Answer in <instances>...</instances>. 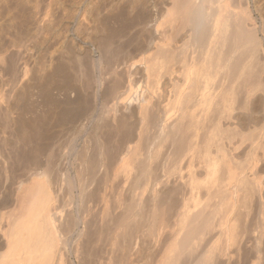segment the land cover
Segmentation results:
<instances>
[{
    "label": "bare ground",
    "instance_id": "1",
    "mask_svg": "<svg viewBox=\"0 0 264 264\" xmlns=\"http://www.w3.org/2000/svg\"><path fill=\"white\" fill-rule=\"evenodd\" d=\"M251 1L99 0L84 101L59 108L85 121L81 145L68 147L74 175L65 176V153L53 160L48 143L39 167L18 176L6 231L0 218V264H264V11L258 26ZM31 31L0 46L5 123L14 115L6 92L34 81L25 60L38 38ZM1 152L5 166L13 153ZM65 185L77 190L76 216L69 203L52 208Z\"/></svg>",
    "mask_w": 264,
    "mask_h": 264
},
{
    "label": "rangeland",
    "instance_id": "2",
    "mask_svg": "<svg viewBox=\"0 0 264 264\" xmlns=\"http://www.w3.org/2000/svg\"><path fill=\"white\" fill-rule=\"evenodd\" d=\"M0 1L2 2V3H0V8H1V10H0V39H1L0 46L2 47L1 48L2 51L5 49L3 47H5V46L10 47L9 44H12V42L15 41V38L18 37L19 32H23V34L26 32V35H28V33H27L28 31L30 32L31 30H33L31 32H34L35 30H38V32H37L38 36H36V38L38 37L36 39L37 41H36L35 45H33L34 47H32V49H34V52H33V50L28 52V53L26 52L28 56L26 55V58H25L27 63L28 62L30 63V64H28L29 65V71L32 73H31V75L29 74V76L33 75L34 81H36V82L33 81L32 82L33 84H31V82H30L29 83L30 85L27 86V89H26V87L23 89L19 88L16 90L17 92L16 91L12 92V93H14V94H12L14 97L11 96L10 92H9L10 95H7V92H6V98L9 96L7 98V100L9 101L8 103L11 104L10 110L12 108V111H11L12 115L14 114L12 116V118H10V119H12L11 121L13 123L11 121H9L10 119H8L9 123L7 122V119H6V122L8 124L3 122L2 120H0V123H1L0 129L1 128L4 129L6 126L5 124H7V128L13 127V129H14V126H16L17 129L19 128L20 130L25 128L24 129L25 132H23V134L25 133V135H27V136H28V134L30 135V133H31V135L29 136L31 139L29 141L26 137H25L26 140H24L25 138L18 140L19 137L21 138L24 136L21 133L22 130L21 131L19 130L20 131L19 133H21L22 135L18 133L19 135H21V136L17 135L18 139H17L16 135L11 136L12 133H11V131H9L11 128L10 129L5 128V131L2 129V131H4L3 133H2V131H0V134H1L0 135V143H1L0 144V151L2 150V152H3V153L2 152L1 153L3 154V156L8 155L9 153L14 154V155L13 154L10 155V157L13 156V157H11V162L12 161H14V162H12V163L7 162V164L5 166H2V165L0 166V188H1V190H0V215H1L0 218L4 215L2 217L1 223H2L3 230L6 231L8 228V218H9V215L11 214L12 206H13V205L11 206V202H10L11 199L9 197L12 196L11 192L14 190V187L16 186L15 184L18 181V176L20 177V176H22L21 175L22 173L29 171L30 170L29 167L33 168V170H34V168L37 169V167H39L37 164L38 163L37 161L39 158L43 159L44 154L45 155L48 154L47 151L50 148L48 146H51V148H52V153L54 155L53 160H55V161H56V159L59 158L58 155L60 154V152L65 153L64 155H66L68 158L66 156L63 157L61 164H60V169L62 170L63 173H65V176L67 175V170H70L69 176L74 175V171L73 170L71 171V168H70L71 164H73V159L71 156L69 158V155H67L70 152V150H68V147L71 146L70 148L75 147L78 149L79 146L81 145L82 141H81V138L78 137V132L81 129V127L83 126V122L85 123V121L83 120V116L76 115L73 113H71L69 115V114H66L64 112H61V110L59 108L62 106V102L66 101V100L67 101L74 100V98L76 99V97H79L78 95L81 96V95H83L82 93H84V91H82V90H84V88H82V87L85 84V82H82V81H86L83 79L84 78L87 79L89 77V74H91V72H92V70H91V61L92 60L90 59V57L86 56V53L87 54L90 53L93 56L97 55L96 47L99 45L98 42L100 40V34H98V32L99 33L101 32V31H99V29H101V24H99L101 21L99 20L100 19L99 9H98V6L100 5L99 0H51V1H48V0H21V1L20 0H16V1L5 0V1H2V0H0ZM6 1H8V2H6ZM32 1L33 2L37 1L36 2L37 3L36 9L33 8L34 3ZM3 2L8 3L7 6H6V3L4 4ZM15 2H17V3H15ZM38 3H40L41 6ZM256 3L257 4L259 3V4L257 5ZM19 4H21V5H19ZM254 4L251 1L249 10H250L251 16L253 17V19H255L256 24L259 26V25H261V14L264 11V0H257V1L255 0ZM4 5H5V9L2 8V7H4ZM45 5H47L46 8H45ZM256 5H257V7H255ZM29 6H30V8H29ZM21 8H23L24 11H21L22 10ZM47 8H49V10ZM262 8H263V11H262ZM30 9H31V11H30ZM259 9H260V11H258ZM5 10H6V12H5ZM33 10H35L37 13ZM1 12H2V14H1ZM29 13H31V14H29ZM43 13H45L46 17ZM46 13H48V16ZM7 14L9 16H7ZM263 16H264V12H263ZM30 17H32V18H30ZM29 18L32 20H30ZM43 19L45 21H43ZM113 19L114 18L109 19V27H108L109 33H111L112 35H113V32L115 31V28L116 27L118 28L119 23H120V21H119L120 18L115 17V19L114 20ZM41 20H42V22H41ZM31 24H32V26H31ZM36 24H37V26H36ZM40 24H42L43 27L40 26ZM113 25H115V26H113ZM35 26L38 29H35L34 28ZM41 28H43V29H41ZM40 29H41V31H40ZM8 47H6V48H8ZM84 51H86V52H84ZM31 52L33 53V55L31 54ZM33 56H34V58H33ZM82 57H83V59H82ZM88 59H90L91 61ZM33 60H35V61L37 60V61L35 62ZM88 63H89V65L87 66L86 64H88ZM80 64H81V66H80V68L78 67L79 68L78 69L77 66ZM56 67L59 69L61 68V70H62V67L65 69L68 68L66 70L63 69V71H61V72H64V71L66 72L67 70H69V71H67L66 73L64 72L65 75H63L64 73L63 74L60 73V71H58L56 69ZM86 67H87V69H86ZM76 68H77L76 71H79L78 73L76 72L77 74L75 73ZM82 69L83 70L86 69V70H84L86 72H84ZM88 69L90 71L89 74L87 73V72H89V71H87ZM50 73H55L54 74L55 77L51 76L49 78ZM59 73H60V75H59ZM80 73L82 74V76L80 75ZM84 73H85V75L86 74L88 75V77L86 76L87 78L83 76ZM94 74H96V72H94ZM57 75H59V77L63 76L62 79L59 78ZM64 76H66V78H64ZM80 76L82 78H80ZM53 77L55 79H53ZM81 83L83 84L82 87H81ZM74 91L76 93H78L77 96H76V93ZM83 97H84V95H83ZM83 97L81 96V98H83ZM90 99H92V98H90ZM83 101H84V98H83ZM90 101H92V102H89L90 104L91 103H93L92 105L95 104V101L94 102H93V100H90ZM13 110H15V111L13 112ZM14 118L15 119L19 118L20 122L18 120H15ZM17 121L19 123H17ZM17 124L19 126H21L23 124L24 128L19 127ZM8 125H9V127H8ZM10 125H13V126H10ZM35 125H36V128H35ZM29 128H31L32 130ZM8 131L10 132L11 137L9 136ZM16 131H18V130H16ZM36 131H37V133H36ZM27 132H28V134H27ZM42 132H44V133L42 134ZM35 133L39 134V137ZM6 134H7V136H6ZM3 136L4 137L6 136L5 141L3 140L4 139ZM21 140H24L25 142H23ZM1 141L3 143L4 142H6V143L3 144ZM17 141H19V143ZM45 143H47V144H45ZM48 143H49V145H48ZM10 144L12 145L11 148L6 149V147H8V146L10 147ZM46 145H48V146L46 147ZM12 147L14 148V151H13ZM9 149H10V151H9ZM35 149H39V150H35ZM45 149H47V150H45ZM4 150H5V153H4ZM6 152H8V153L6 154ZM21 154H22V156H21ZM40 154H41V156H40ZM24 155H26V156H24ZM36 157H38V159ZM22 158H23V160H21ZM32 160H33V163L31 162ZM22 161H23V163H22ZM35 163L37 164V166ZM14 165H16V166H14ZM11 166H12V168H11ZM15 167L16 168L19 167V168L17 170H15L16 169ZM8 168H10L11 170ZM3 170H5V171H3ZM23 170L25 172H23ZM12 172H14L15 174L17 173V174L15 175ZM13 179H15V180H13ZM13 182H14V184H13ZM12 186H13V188H12ZM62 190L63 191H61V193L57 197H55V199L52 203V208L53 209L56 208L57 210H62L65 208L66 203H69L67 205H70V206H66V208L72 207L71 208V211L73 210L72 215L76 216V214H77L76 212H79L78 210H80L79 206L77 205L76 199H74L77 196V190H74L70 193L67 186L64 187ZM7 198H8V200H7ZM9 199H10V201H9ZM70 199L71 200L74 199V201L73 200L71 201ZM7 202L8 203L10 202V203L8 204ZM64 204H65V206H64ZM14 210H17V207L15 209H13V211H12V212H17ZM1 213H3V214H1ZM7 213H8V215H7ZM5 215L8 216L7 219H5L6 218ZM78 229L79 230L82 229L80 224H79ZM4 250H5L4 240H3L2 234L0 233V255L4 252ZM67 252L69 255L70 254L69 253L70 252L69 246L67 247ZM69 258L71 259V261L73 260L75 263L77 262L76 261L77 259L74 257V255L70 254Z\"/></svg>",
    "mask_w": 264,
    "mask_h": 264
}]
</instances>
